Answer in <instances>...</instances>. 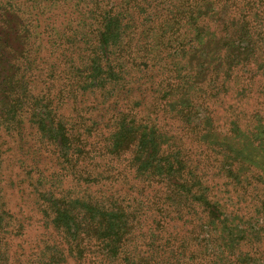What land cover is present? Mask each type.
<instances>
[{
  "label": "trees",
  "instance_id": "1",
  "mask_svg": "<svg viewBox=\"0 0 264 264\" xmlns=\"http://www.w3.org/2000/svg\"><path fill=\"white\" fill-rule=\"evenodd\" d=\"M236 1L40 0L39 11L67 8L72 18L65 26L47 24L38 31L35 20L22 21L18 0H0V61L8 66L0 67V128L15 134L26 117L37 120L40 142L61 165L51 174L53 184L57 181L63 190L44 188L39 208L46 224L62 239L67 256L79 264H106L112 257L120 264L220 262L222 255L216 256L201 234L230 229L222 221L226 208L214 202L207 183L213 175L225 179L232 189L246 188L239 173L244 162L225 146L228 137L204 129L208 120L193 125L191 119L207 113L208 100L216 97L214 88L205 85H211L215 69L202 73L204 54L213 44L207 35L210 24L225 9L240 12L242 18V13L253 9V2L240 9ZM8 15L19 20L25 42L27 31L35 41L46 40L43 51L49 57L76 47L63 77L53 70L54 64L50 67L48 74L60 83L57 103L86 92L107 101L120 90L129 93L126 103L112 104L100 139L86 115L68 122L70 118L53 108V98L40 97L25 85L22 63L29 58L27 45L11 52L10 60L5 58L12 50L2 40ZM211 55L228 69V76L240 64L230 54L219 56L213 50ZM148 73L151 96L140 100L141 94L131 86L144 84ZM177 123L182 126L178 135L173 134ZM189 137V144L204 149L202 167L194 166L192 149L184 147ZM1 171L2 163L0 176ZM117 183L132 196L112 192ZM5 207L0 191V264H11L5 234L13 236L20 227ZM147 213L151 217L142 220ZM150 219L148 230H143ZM175 224L181 226L177 231ZM64 257L49 244L23 264H62Z\"/></svg>",
  "mask_w": 264,
  "mask_h": 264
},
{
  "label": "rangeland",
  "instance_id": "2",
  "mask_svg": "<svg viewBox=\"0 0 264 264\" xmlns=\"http://www.w3.org/2000/svg\"><path fill=\"white\" fill-rule=\"evenodd\" d=\"M247 1L253 2L254 6L249 9L250 12L242 13L243 18L238 14L240 12L225 9L227 12L220 11L207 30L208 39L215 48L210 44L209 53L205 52L202 73L207 74L209 67L212 71L215 69L211 85H205L208 90L214 88L216 97L208 100L207 113L204 111L205 113L191 119L193 125H200L208 120L210 125L207 122L204 129L215 132L219 138L228 137L225 146L230 149L231 154L244 162V166L239 168V173L241 178L247 181L246 188L232 189L225 179L213 175L207 183V188L213 193L211 198L214 202L226 208L222 221L225 222L224 226L230 229V233L221 227L223 233L214 230L211 236L207 233L201 234V237L207 239L205 243L216 256L222 255L219 257L220 262L217 261L218 264H229L232 261H236V264H264V3L262 0H237V8L241 9ZM39 2L40 0H18L19 14L24 24L35 20L33 25H38V31H41L47 24L65 26L72 18L71 11L67 8L56 7L39 11ZM1 13L4 14L3 11ZM1 20L2 18L0 23ZM5 22L6 29L2 40L12 49L7 50L5 58L10 60L11 52L21 51L25 45L29 51V58L22 63L25 85L31 87L40 97L48 94L53 98V108L64 118H70L68 122L78 119L81 114L86 115L90 123H94L97 139H100L105 134L103 128L106 118L113 113L112 104L126 103L129 93L120 90L107 101L95 99L92 94L86 92L75 98L68 97L64 103H57L60 83L48 74L50 67L54 64L53 70L63 77L65 64L71 55L74 56L76 47L67 49L60 57L59 54L49 57L47 51H43V47H47L46 40L35 41L33 33L27 31L25 35L28 38L25 42L21 38L24 33L20 35L18 30L17 17L8 15ZM39 43L42 46H39ZM212 48L218 55L230 54L236 57L240 64L232 71L231 76L226 75L228 69L225 71L221 68L217 59L215 62L211 55ZM0 67L8 68L4 61H0ZM150 76L148 73V77L143 79L144 84L131 86L133 90L138 91L139 96L141 94L140 100L144 99L143 95L151 96ZM62 82L66 83L64 80ZM35 122L26 117V124L20 126L19 133L15 134H12L11 129L3 132L0 128V191L6 204L5 210L13 220L15 219L16 228L20 227L13 236L9 232L5 234L12 258L11 264H23L34 259L42 248L49 244L57 247L62 255H66L62 264H79L67 256L62 239L46 224L39 208L44 188L52 186L54 192L58 193L63 190L56 184L57 181L54 180L53 184L51 175L60 168V162L56 155L40 142L38 135L41 131L37 130ZM181 129V124L177 123L173 134L178 135ZM190 139H185L184 147L192 149L194 166L202 167L200 164L203 162L204 149L196 146L194 142L189 144ZM216 158L219 159L217 156ZM37 170L43 172V175L35 176L33 172ZM68 186L70 187L69 182L64 185V189L67 190ZM112 189V192H119L120 195L132 196L121 184H115ZM149 217L151 213H147L142 220ZM204 221L202 219L200 224ZM151 222L150 219L146 223L148 226L144 225L143 230L147 231ZM175 226L176 231L181 227L177 224ZM221 250L224 252L221 253ZM106 264H120V261L112 257Z\"/></svg>",
  "mask_w": 264,
  "mask_h": 264
}]
</instances>
